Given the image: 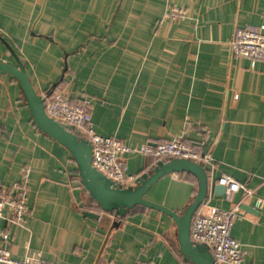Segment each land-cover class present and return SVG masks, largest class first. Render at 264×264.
Returning a JSON list of instances; mask_svg holds the SVG:
<instances>
[{"label":"crops","instance_id":"crops-1","mask_svg":"<svg viewBox=\"0 0 264 264\" xmlns=\"http://www.w3.org/2000/svg\"><path fill=\"white\" fill-rule=\"evenodd\" d=\"M172 8L184 11L174 22L166 20ZM262 25L264 0H0V61L16 64L10 46L39 95L88 100L102 136L132 148L182 138L208 156L210 193L198 212L238 208L232 235L244 264H264V60L252 66L229 45L236 27ZM126 158L136 178L158 161L136 152ZM26 168L27 221L0 219L15 259L191 264L166 214L143 206L125 217L104 212L71 153L36 126L19 82L0 74V186ZM222 176L245 190L217 195ZM197 190L193 175L174 173L147 198L182 212Z\"/></svg>","mask_w":264,"mask_h":264},{"label":"built area","instance_id":"built-area-1","mask_svg":"<svg viewBox=\"0 0 264 264\" xmlns=\"http://www.w3.org/2000/svg\"><path fill=\"white\" fill-rule=\"evenodd\" d=\"M184 11L172 8L166 13V20L174 22L180 19ZM230 51L233 56L247 58L255 66L264 60V25L259 27H236L231 39ZM238 98V95H235ZM46 112L53 119L73 128L80 138L88 140L93 148V166L123 187L133 185L135 176L127 174V158L136 152L155 160L188 159L205 163L210 161L192 144L182 138L170 141L146 143L140 147H130L116 137L99 134L92 122L88 100L72 101L64 91L54 92L45 101ZM30 170L26 168L19 181L0 186V219L13 225H24L30 214ZM218 184L226 187V198L245 190V186L229 176H222ZM250 193V192H249ZM238 217V208L222 210L208 206L206 212H198L192 222L191 238L196 244H204L214 255L216 264H244V251L241 244L232 235L234 222ZM10 234L0 228V263L4 264H53L43 258L26 257L15 259L8 246ZM109 264H119L110 262Z\"/></svg>","mask_w":264,"mask_h":264},{"label":"water","instance_id":"water-1","mask_svg":"<svg viewBox=\"0 0 264 264\" xmlns=\"http://www.w3.org/2000/svg\"><path fill=\"white\" fill-rule=\"evenodd\" d=\"M8 48L15 57L16 64L0 61V74L11 75L19 82L36 126L64 145L71 153L80 171L81 184L99 207L104 212L115 213L118 217H125L136 206L158 210L174 220L178 229L180 253L186 262L191 264H216L209 247L204 244H196L191 238L193 219L210 193L209 174L204 164L180 158L161 159L156 162L151 170L138 176L134 185L123 187L116 184L93 166L91 143L84 138H80L73 131V128L48 115L45 105L46 98L36 92L25 64L10 46ZM174 173H188L198 180L197 193L193 201L182 212H177L147 198L148 192L156 183L163 177ZM213 191L222 196L226 193V187L215 184ZM84 215L95 217L91 213H85Z\"/></svg>","mask_w":264,"mask_h":264}]
</instances>
